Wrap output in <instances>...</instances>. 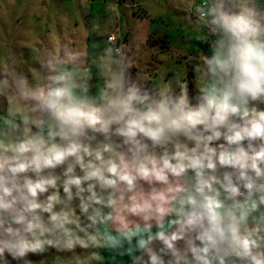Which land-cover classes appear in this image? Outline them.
<instances>
[{
  "label": "clouds",
  "instance_id": "clouds-1",
  "mask_svg": "<svg viewBox=\"0 0 264 264\" xmlns=\"http://www.w3.org/2000/svg\"><path fill=\"white\" fill-rule=\"evenodd\" d=\"M180 3L206 47L162 86L114 33L5 57L0 264H264V2Z\"/></svg>",
  "mask_w": 264,
  "mask_h": 264
},
{
  "label": "rangeland",
  "instance_id": "rangeland-1",
  "mask_svg": "<svg viewBox=\"0 0 264 264\" xmlns=\"http://www.w3.org/2000/svg\"><path fill=\"white\" fill-rule=\"evenodd\" d=\"M187 14L180 0H0V70L11 54L17 71L30 75L39 67L35 48H51L63 36L72 47L99 55L108 33H114L134 50L140 45L133 78L162 86L166 76L187 78L191 55L205 51L204 34L186 24ZM101 83L94 80L96 86ZM143 87L151 90V84ZM30 258L55 264L47 254ZM102 264L130 261L106 254Z\"/></svg>",
  "mask_w": 264,
  "mask_h": 264
},
{
  "label": "built area",
  "instance_id": "built-area-1",
  "mask_svg": "<svg viewBox=\"0 0 264 264\" xmlns=\"http://www.w3.org/2000/svg\"><path fill=\"white\" fill-rule=\"evenodd\" d=\"M108 40V35L106 36V41Z\"/></svg>",
  "mask_w": 264,
  "mask_h": 264
}]
</instances>
